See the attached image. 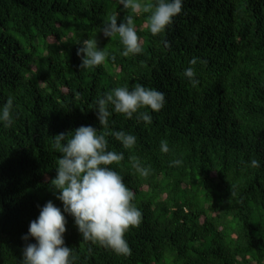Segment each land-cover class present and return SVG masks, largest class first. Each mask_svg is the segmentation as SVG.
Listing matches in <instances>:
<instances>
[{
	"label": "trees",
	"instance_id": "trees-1",
	"mask_svg": "<svg viewBox=\"0 0 264 264\" xmlns=\"http://www.w3.org/2000/svg\"><path fill=\"white\" fill-rule=\"evenodd\" d=\"M113 14L117 24L134 15L117 0H0V105L14 101L12 126L0 125V264H19L35 242L21 237L40 207H62L49 188L60 156L52 137L99 130L96 99L136 84L163 92L166 103L148 110L151 124L109 118L111 131L137 137L129 150L107 137L109 150L124 152L112 167L142 212L124 237L132 254L83 241L66 215L76 264H264V0H184L157 36L141 12L134 23L143 51L128 57L117 36L100 32ZM85 39L108 54L92 70L80 69L76 54ZM193 57L196 87L183 76ZM133 158L148 176L135 172ZM174 159L183 163L170 166ZM252 159L261 167H250Z\"/></svg>",
	"mask_w": 264,
	"mask_h": 264
},
{
	"label": "clouds",
	"instance_id": "clouds-1",
	"mask_svg": "<svg viewBox=\"0 0 264 264\" xmlns=\"http://www.w3.org/2000/svg\"><path fill=\"white\" fill-rule=\"evenodd\" d=\"M122 9L134 15L150 13L146 28L152 36L165 33L181 14L184 0H155L142 4L141 0H117ZM134 15H127L117 24V14L108 17L100 29L103 36H117L125 57L141 54L142 42L134 23ZM77 49L81 59L80 69L92 70L103 64L107 52L98 49L95 39H85ZM165 46H167L165 42ZM199 58L193 57L183 76L193 87L199 84L194 66ZM166 103L165 94L157 89L136 84L134 88L116 87L98 97L94 110L99 130L92 126H80L68 133L52 137L50 147L60 156L56 159L55 177L49 188L57 207L51 200L40 207L39 215L30 221L22 240H34L22 250L19 264H76L73 248L65 246L66 215L73 218L83 241L98 245L119 256H130L131 248L125 233L141 224L142 212L133 205L135 194L124 182L123 176L112 165L125 159L123 151L109 150L107 137L113 136L123 149H132L137 137L125 131H111L110 117L120 114L126 119H137L151 124V112H159ZM14 101L9 96L0 105V125L9 128L14 122ZM144 109V111H140ZM103 129V131H101ZM160 151H170L167 142H161ZM183 161L174 159L170 166L179 167ZM132 167L141 176L149 175L150 169L133 158ZM250 167L260 168V161L252 159Z\"/></svg>",
	"mask_w": 264,
	"mask_h": 264
},
{
	"label": "rangeland",
	"instance_id": "rangeland-1",
	"mask_svg": "<svg viewBox=\"0 0 264 264\" xmlns=\"http://www.w3.org/2000/svg\"><path fill=\"white\" fill-rule=\"evenodd\" d=\"M155 264H170L169 261L165 260V261H162V262H157Z\"/></svg>",
	"mask_w": 264,
	"mask_h": 264
}]
</instances>
